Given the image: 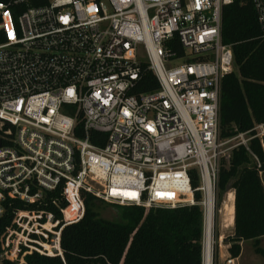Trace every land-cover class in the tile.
I'll list each match as a JSON object with an SVG mask.
<instances>
[{"label": "built area", "instance_id": "2783aa9c", "mask_svg": "<svg viewBox=\"0 0 264 264\" xmlns=\"http://www.w3.org/2000/svg\"><path fill=\"white\" fill-rule=\"evenodd\" d=\"M250 1L264 36V0ZM235 2H0V217L7 200L43 205L59 188L67 203L52 201L61 220L17 212L2 259L27 264L37 254L65 264L61 231L83 219V192L147 210L200 206L204 233L209 220L214 226L222 160L243 147L262 168L251 142L264 151V124L220 138L222 82L235 71L223 12ZM144 72L159 88L136 94ZM92 132L107 135L104 147Z\"/></svg>", "mask_w": 264, "mask_h": 264}, {"label": "trees", "instance_id": "16d2710c", "mask_svg": "<svg viewBox=\"0 0 264 264\" xmlns=\"http://www.w3.org/2000/svg\"><path fill=\"white\" fill-rule=\"evenodd\" d=\"M13 0H0L10 3ZM48 0H33L43 6ZM26 6L18 11L23 12ZM222 38L234 52L236 71L225 76L220 98V138L229 139L240 132H248L255 125L264 124V36L256 10L250 0H236L224 9ZM177 45V44H176ZM181 51V48L177 47ZM159 83L151 72H144L136 94L157 90ZM8 130L2 128V133ZM76 136L85 138L83 126L78 125ZM91 142L104 147L107 135L91 133ZM5 144V142H3ZM260 159L258 168L252 155L243 147L233 150L228 161L222 160L218 181V210L226 195L235 191L234 233L225 241L231 259H238L242 244L253 241L256 252L264 259L261 240L264 238V151L259 140L250 144ZM197 181L194 186H197ZM85 202L83 219L64 227L61 248L65 264H203L204 217L200 206L178 209L119 206L118 221L100 218V204L106 203L91 194L82 193ZM197 200L201 198L196 195ZM67 205L62 188L45 194L43 205H28L18 200L3 203L0 217V264H16L2 259V241L19 211L44 210L62 219L58 207ZM108 204V203H107ZM111 205V204H110ZM114 205V204H112ZM215 260L217 258L216 253ZM217 261V260H216ZM27 264H64L60 258L26 257Z\"/></svg>", "mask_w": 264, "mask_h": 264}, {"label": "rangeland", "instance_id": "374dc122", "mask_svg": "<svg viewBox=\"0 0 264 264\" xmlns=\"http://www.w3.org/2000/svg\"><path fill=\"white\" fill-rule=\"evenodd\" d=\"M236 71V69H235ZM94 189H99L97 184L92 183ZM117 205H110L107 203L100 204L99 214L100 218L109 221H118L120 216L117 211ZM229 206V204L227 205ZM226 207H222L217 211L214 218L213 226V264H264V259L256 252L253 241H247L242 244V252L238 259H231L229 245L225 241L231 238L234 233V215L226 211ZM261 247L264 249V238L261 240ZM214 253H216V260Z\"/></svg>", "mask_w": 264, "mask_h": 264}, {"label": "bare ground", "instance_id": "6f19581e", "mask_svg": "<svg viewBox=\"0 0 264 264\" xmlns=\"http://www.w3.org/2000/svg\"><path fill=\"white\" fill-rule=\"evenodd\" d=\"M227 212L234 215L235 209L233 208L234 198L233 195L228 199ZM209 220L206 228H205V235H204V262L203 264H213V225L210 223Z\"/></svg>", "mask_w": 264, "mask_h": 264}, {"label": "water", "instance_id": "95a60500", "mask_svg": "<svg viewBox=\"0 0 264 264\" xmlns=\"http://www.w3.org/2000/svg\"><path fill=\"white\" fill-rule=\"evenodd\" d=\"M0 147H1V143H0Z\"/></svg>", "mask_w": 264, "mask_h": 264}, {"label": "crops", "instance_id": "0c3cea01", "mask_svg": "<svg viewBox=\"0 0 264 264\" xmlns=\"http://www.w3.org/2000/svg\"><path fill=\"white\" fill-rule=\"evenodd\" d=\"M233 223H234V220H233Z\"/></svg>", "mask_w": 264, "mask_h": 264}]
</instances>
